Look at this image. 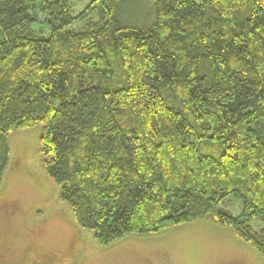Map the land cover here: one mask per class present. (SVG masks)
Here are the masks:
<instances>
[{
    "label": "trees",
    "instance_id": "1",
    "mask_svg": "<svg viewBox=\"0 0 264 264\" xmlns=\"http://www.w3.org/2000/svg\"><path fill=\"white\" fill-rule=\"evenodd\" d=\"M77 1L0 0V187L12 134L42 124V168L100 246L206 218L264 256V0Z\"/></svg>",
    "mask_w": 264,
    "mask_h": 264
},
{
    "label": "rangeland",
    "instance_id": "2",
    "mask_svg": "<svg viewBox=\"0 0 264 264\" xmlns=\"http://www.w3.org/2000/svg\"><path fill=\"white\" fill-rule=\"evenodd\" d=\"M91 1L73 3V14ZM78 25L75 22L73 26ZM31 27L35 35L48 37L51 33L47 22L32 21ZM42 132L43 125L39 124L11 136L12 163L0 187V263L264 264V256L239 237L232 226L206 218L178 224L162 235H131L108 247L100 246L90 230L76 223L72 208L59 200V187L42 168ZM219 208L239 215L243 200L231 194ZM248 222L256 232L264 228L260 217Z\"/></svg>",
    "mask_w": 264,
    "mask_h": 264
},
{
    "label": "crops",
    "instance_id": "3",
    "mask_svg": "<svg viewBox=\"0 0 264 264\" xmlns=\"http://www.w3.org/2000/svg\"><path fill=\"white\" fill-rule=\"evenodd\" d=\"M236 264H238V263H236Z\"/></svg>",
    "mask_w": 264,
    "mask_h": 264
}]
</instances>
